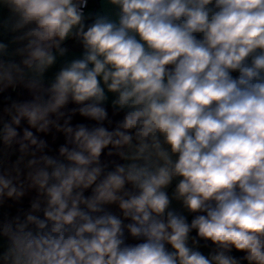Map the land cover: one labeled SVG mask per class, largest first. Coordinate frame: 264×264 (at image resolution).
I'll return each mask as SVG.
<instances>
[{
  "label": "clouds",
  "instance_id": "1",
  "mask_svg": "<svg viewBox=\"0 0 264 264\" xmlns=\"http://www.w3.org/2000/svg\"><path fill=\"white\" fill-rule=\"evenodd\" d=\"M0 264H264V0H0Z\"/></svg>",
  "mask_w": 264,
  "mask_h": 264
}]
</instances>
